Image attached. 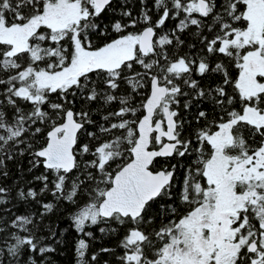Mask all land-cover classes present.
<instances>
[{"label":"snow or ice","instance_id":"1","mask_svg":"<svg viewBox=\"0 0 264 264\" xmlns=\"http://www.w3.org/2000/svg\"><path fill=\"white\" fill-rule=\"evenodd\" d=\"M140 3L133 18L127 0H0V73H7L0 79V176H8L5 160L27 151L32 168L42 165L52 176L36 177L40 193L50 190L73 204L88 198L72 217L83 236L93 238L89 224L128 226L119 264H264V0H154L155 21L146 0ZM117 11L111 29L126 34L96 46L90 34L104 35L102 18ZM170 20L178 23L165 31ZM139 23L142 31L127 32ZM192 26L203 48L180 55L181 34ZM219 56L234 62L237 77L223 60L211 59ZM212 74L220 76L215 87L202 85ZM122 85L130 92L121 95ZM146 86L150 91L136 106L133 94ZM52 94L63 102H52ZM76 98L118 102L100 128L110 139L80 143L97 134L86 127L94 123L90 112L66 107ZM209 99L220 109L218 119L208 121V112L198 110L195 120L206 126L186 135L190 122L181 109ZM49 127L34 148V138ZM193 155L179 189L177 165L154 170L159 157ZM8 191L0 186V205L8 203ZM18 196L35 200L38 193ZM173 197L189 210L177 215L178 204L161 203L158 214L176 218L147 231L154 205L175 204ZM42 207L51 212L54 205ZM30 226H36L30 215L0 226V264H37L36 256L22 257L37 253L43 261L55 251L41 246ZM89 247L77 241V264L97 262L99 253L89 254Z\"/></svg>","mask_w":264,"mask_h":264},{"label":"trees","instance_id":"2","mask_svg":"<svg viewBox=\"0 0 264 264\" xmlns=\"http://www.w3.org/2000/svg\"><path fill=\"white\" fill-rule=\"evenodd\" d=\"M127 2L129 6L132 5L133 18H138L141 9L139 11V14L136 13L134 9L137 5L140 4V0H128ZM153 3L154 0H148L147 5L149 9H152L149 14L153 16V21H155L156 19H158V16L154 14L156 12V9L153 7ZM102 19L104 24L106 25L105 35H103L104 41L120 34L111 29V22L114 19H120V14H107L106 18ZM126 21L127 17L124 18V22ZM171 22L172 20L166 22L168 27L167 31L174 27L173 22L172 24ZM144 26L145 25L143 23H139L135 27H129L127 29V32L140 31ZM186 36L187 37L185 39V45L182 46L178 54L183 55L184 53L188 52L192 55H195L197 51L202 50L203 46L200 47L197 38L196 47L190 49L188 46L193 44L195 39L192 33H187ZM211 59L215 63L223 60V57L219 56ZM228 66L231 75L236 73L237 69L232 63H229ZM136 68L137 70H141L138 65L136 66ZM0 79H7V73H0ZM149 91L150 89L146 86L139 95L133 94V103L136 106H139L142 103L143 98L148 95ZM128 92H130V88L127 85H122L121 95L127 94ZM50 99L52 102L56 103L63 102L56 94H52L50 96ZM69 99L71 100L73 98L70 96ZM66 107H71L76 112L81 110L88 111L90 112L91 119L94 121L93 124L86 125V127L89 132H94L97 134V139L93 140L87 135H84L80 138L81 144L89 143L90 145H98L99 143L110 139V135L102 133L100 131V128L101 126H108L103 117L108 115V113L110 112L117 111L119 108L118 102H112L111 104H104L103 101L85 103L83 99L76 98L74 104L66 105ZM198 110H204L208 112V121L218 119V116L220 114V109L217 108L210 99L202 101L199 107L194 106L188 110L181 109L182 117L190 122L186 126V135L193 134L195 130L199 129L202 126H206L204 120H201L199 123L196 122L195 114ZM237 110H239L238 105ZM138 115L142 116L143 111L141 110ZM47 130H50V127L34 138V148H39L45 142ZM113 133L115 135L120 134L116 130H113ZM259 140L260 137L257 136L255 138V142L258 143ZM20 147L24 146L21 145ZM156 147H158V145ZM194 158V155L192 157L185 158L159 157L155 162L154 169L170 168L171 165H177L176 188L179 189L181 186L180 182L184 176L185 168L190 163H192ZM31 160L32 157L27 151L23 155L18 154L13 156V158L10 160H5V170L8 172V176L7 178L0 176V186L7 188L9 191L4 197L8 201V203L0 205V226L7 228L15 215H30L36 221V226L30 227H32V230L38 237L42 238L41 246H49L55 249V251L45 254L46 259L43 261L39 259L37 253H26L25 256L22 257V261L26 260L28 255H32L37 257V264H77V241L83 238L90 245L89 254L99 253V255L97 256L98 264H105V261H107V264H119L118 257L123 254V249L121 247H118V245L120 244L121 239L126 234L128 226H120L113 221H109L108 223L100 222L97 225L89 224L86 226V231L92 232L93 238L83 236V234L79 233L76 230L72 217L80 207L88 202V198L86 196L81 197L78 203L73 204L72 202H69L62 198L57 199L52 195V192L50 190H46L45 192L40 193V189L43 188V182L37 180L36 177L42 174H48L51 180L52 176L45 170L42 165L37 168H32ZM51 188L52 184L49 183V189ZM29 189H34L37 191V198L35 200H33L32 198H28L27 200L20 199L18 193L21 190L27 192ZM173 200L176 201L175 204H173L172 201H158L157 204L154 205L152 214L156 216V219L154 221V224L150 228L146 229L147 231H151L152 227H158L161 223V220H163L164 223H167L169 218H176L169 212L158 214L160 212V209L158 207L159 204L163 203L165 204V207L176 206L178 204L179 207L177 209V215H183L189 210L185 205L180 204L175 197H173ZM45 203H52L54 205V208L51 212H46L42 207V205ZM39 213H44L43 217L38 215ZM101 228H104L105 231L101 232ZM112 229H115L116 231L113 232ZM52 233H55V236H52ZM102 248L112 249L113 252H101L100 250ZM97 262H93V264H97Z\"/></svg>","mask_w":264,"mask_h":264},{"label":"flooded vegetation","instance_id":"3","mask_svg":"<svg viewBox=\"0 0 264 264\" xmlns=\"http://www.w3.org/2000/svg\"><path fill=\"white\" fill-rule=\"evenodd\" d=\"M128 1V0H127ZM147 3H148V0H146V6L148 7V5H147ZM117 7L119 8V4L117 5ZM141 3L139 4V5H137L136 7H135V9H134V11H136V13H138L139 14V11H140V9H141ZM126 8L127 9H130L131 11L133 10V8H132V5L131 6H129L128 5V2H127V4H126ZM108 14H110V15H116V14H120L119 13V11H117L116 13H108ZM172 22H173V25L175 26V24L176 23H178V20H172ZM172 22H171V24H172ZM102 23H103V25L104 26H106L105 24H104V22H103V19H102ZM167 24V23H166ZM109 25V24H108ZM145 27V26H144ZM143 27V28H144ZM142 28V29H143ZM142 29L140 30V31H142ZM167 29H168V27H166L165 28V31H167ZM140 31H136V32H140ZM193 31H195V26H192V29L191 30H188V31H185V33H183V34H181V38L183 39V40H185L186 39V34L188 33H192ZM131 32V31H130ZM126 34V33H125ZM105 35V34H104ZM119 35H122V33H120ZM119 35H117V36H115V37H113V38H111V39H108V40H106V41H104L103 40V35H99V34H97V35H91L90 34V39H92L93 40V42H94V44L96 45V46H102L104 43H106V42H109V41H111L112 39H116V38H118V36ZM205 35H207V32H205ZM194 39H195V41H194V43L193 44H191V45H197L196 44V37L194 36ZM186 41V40H185ZM199 45H200V47H202V45L199 43ZM201 54L203 55L204 53L201 51ZM223 57V56H222ZM223 61L225 62V65H227V67H228V70H229V66H228V64L230 63V62H228L227 61V59L226 58H224L223 57ZM232 64L234 65V62H232ZM234 67H235V65H234ZM236 68V67H235ZM237 69V68H236ZM230 72V71H229ZM238 72H239V70L237 69V71H236V73H234L233 75H231L233 78H235V77H237L238 76ZM195 78H197V79H199V77H195ZM220 81V76L218 75V74H212V75H210V76H206L205 78H203L202 80H201V83H202V85H206V86H211V87H215V85L218 83Z\"/></svg>","mask_w":264,"mask_h":264},{"label":"water","instance_id":"4","mask_svg":"<svg viewBox=\"0 0 264 264\" xmlns=\"http://www.w3.org/2000/svg\"><path fill=\"white\" fill-rule=\"evenodd\" d=\"M142 30H143V29H142ZM72 110H73V109H72ZM73 111H74V110H73ZM158 147H159V146H158ZM158 147H157V148H158ZM154 170H161V169H154Z\"/></svg>","mask_w":264,"mask_h":264}]
</instances>
